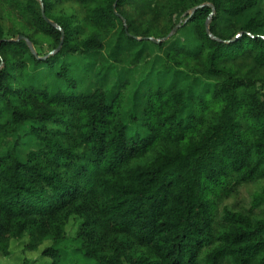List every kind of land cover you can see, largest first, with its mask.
Returning a JSON list of instances; mask_svg holds the SVG:
<instances>
[{"label": "trees", "instance_id": "obj_1", "mask_svg": "<svg viewBox=\"0 0 264 264\" xmlns=\"http://www.w3.org/2000/svg\"><path fill=\"white\" fill-rule=\"evenodd\" d=\"M41 2L64 33L45 60L17 41L46 44L39 57L57 48L40 2L0 0V253L13 241L26 240L28 253L50 242L40 256L59 264L69 240L95 264H264V0ZM210 6L219 41L205 32ZM177 24L190 47L132 38H164ZM116 30L163 52L161 76L137 79L129 100L126 78L68 92L77 86L60 59L93 57ZM28 60L51 72L59 64L53 75L68 90L25 85ZM28 138L37 148L21 159ZM249 185L247 207H220Z\"/></svg>", "mask_w": 264, "mask_h": 264}, {"label": "rangeland", "instance_id": "obj_2", "mask_svg": "<svg viewBox=\"0 0 264 264\" xmlns=\"http://www.w3.org/2000/svg\"><path fill=\"white\" fill-rule=\"evenodd\" d=\"M261 8L264 11V4ZM120 26L118 25V27ZM187 35L188 33L186 32H176L166 41L168 43L187 44L190 47L191 44H188ZM146 47L141 49V46H135L125 42L116 30L105 40L103 50L93 57L85 59L82 56L72 55L65 56L64 59L61 58L60 63L64 62L69 66V75L74 79L77 86L68 92H87L103 84L105 87H112L118 81L122 80V78H126L130 83L129 90L126 93L129 100L131 93L137 85V79H140L143 75H147V72L150 70L158 76L162 74L161 63L163 52L154 46L147 45ZM136 51L138 52L137 55ZM35 52L39 54L46 53L47 45L43 44ZM28 62V69H26L23 79L25 85L36 88L40 87V89L45 88L49 92L68 90L67 84L57 80L53 75V72L58 70L59 64H56L53 69L54 71L51 72L48 69H34L31 61L28 60ZM180 78L183 80L185 76L182 75ZM154 80L155 82L157 81L155 77ZM187 81L183 80L179 84L186 86ZM190 89L199 93L202 89H206V86L199 80ZM36 148L37 143L35 141L30 138L24 139L21 141L18 149L19 157L21 159L24 158L28 151L35 150ZM255 190L256 187L254 185L242 186L235 196L225 200L220 207H226L230 210L245 208L249 205L250 194ZM78 226L79 220L75 218L71 219L66 226V237L71 239L75 235ZM25 243L26 240L13 241L10 245L8 256H3L0 253V264H21L24 259L27 260L28 264H50V260L41 257L39 253L43 247L49 246L50 242L42 245L41 249H39L40 251L36 253L24 252L23 246ZM58 247L61 253L59 264H95L93 261L86 260L81 254L76 252L77 244L71 243L69 240L61 242Z\"/></svg>", "mask_w": 264, "mask_h": 264}, {"label": "water", "instance_id": "obj_3", "mask_svg": "<svg viewBox=\"0 0 264 264\" xmlns=\"http://www.w3.org/2000/svg\"><path fill=\"white\" fill-rule=\"evenodd\" d=\"M38 1L40 2V5H41V6H40V7H41V8H40V12H41V17L43 18V20H44L48 25H50L51 27H53L54 29L58 30V31L60 32V34H61V35H60L59 44H58L57 48H56L55 50L51 51L50 53H48L46 56L39 57V56L37 55V53L35 52L32 43H31L28 39L24 38L23 36H19V37L17 38V41H19V40H24L25 43H26V45H27V47H28V49H29V51H30V53H31L36 59H38V60H45L48 56H50V55H55V54H57V53L60 51L61 46H62V44H63L64 33H63V31L61 30V28H60L57 24L53 23V22L50 21L48 18H46L45 14H44V9H43V6H42V2H41V0H38ZM115 6H116V2H115L114 5H113V12L117 15V17H118L119 19H121L122 24H123V27H124V31H125L126 35L129 36V34L127 33V30H126L125 21L121 18L120 15H118V14L116 13V11H115ZM203 6H208V4H204V5H201V6H198V7L192 8V9L189 11V17H190V16H191V15H192V14H193L198 8H202ZM210 8H211V13H210L209 17H208V18L206 19V21H205V32H206V34L208 35V37L211 38L212 40L219 41V40L216 39V38L210 33V31H209V23H210V19H211V16L213 15V13H214V9H213V7L210 6ZM189 17H188V18H189ZM186 21H187V19H186L184 22H186ZM179 26H180V24H177V25H176V26L170 31V33H168L164 38H160V39H155V38H153V37H149V38H138V37H133V36H132V38H133L134 40H137V41L145 40V41H151V42H153V43H155V44H160V43H162V42L168 40V39H169L174 33H176V31H177V29L179 28Z\"/></svg>", "mask_w": 264, "mask_h": 264}]
</instances>
